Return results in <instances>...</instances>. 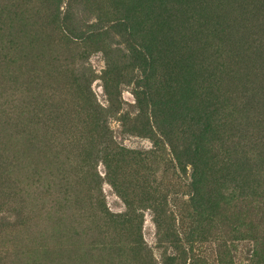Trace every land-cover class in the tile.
Segmentation results:
<instances>
[{"label":"rangeland","instance_id":"obj_1","mask_svg":"<svg viewBox=\"0 0 264 264\" xmlns=\"http://www.w3.org/2000/svg\"><path fill=\"white\" fill-rule=\"evenodd\" d=\"M232 144L264 152V0H0V264H264V192L197 214Z\"/></svg>","mask_w":264,"mask_h":264},{"label":"trees","instance_id":"obj_2","mask_svg":"<svg viewBox=\"0 0 264 264\" xmlns=\"http://www.w3.org/2000/svg\"><path fill=\"white\" fill-rule=\"evenodd\" d=\"M145 1V7H147L148 2L152 1L154 3L162 2L165 5H173L176 2L184 0H143ZM191 0H186V3H189ZM139 6H143L140 4ZM170 10H176L172 8ZM133 9L126 8L124 17L126 25L130 28L134 26L132 23L129 14ZM173 15H168V19H172ZM122 20V19H121ZM148 46V45H147ZM137 63H143L145 55L142 52H137L134 56ZM216 84V83H215ZM220 97H218L219 100ZM220 104V110L223 109L222 102ZM222 146V144H221ZM224 146V145H223ZM240 145L232 144L229 148H219L218 154L215 155L216 167L218 169L213 171V167L210 170L211 174L206 172L207 161L202 164L196 171H194L193 178L195 184L203 186L205 188L207 182L212 183L211 193H204V202L203 206H200L198 211V216L201 217V221L209 219V216L213 215V211L217 205V201L221 196V188H224L226 184L234 186L238 191V195L244 199L251 198L255 195H261L264 192V152L259 154L257 158H251L248 155H245L239 148ZM200 198V197H199ZM108 216V219H119L121 217H126L128 214H117L111 213L110 211L105 212ZM208 216V217H207Z\"/></svg>","mask_w":264,"mask_h":264}]
</instances>
